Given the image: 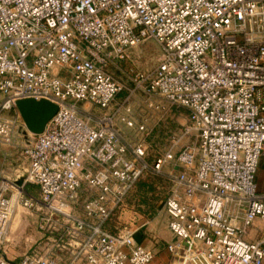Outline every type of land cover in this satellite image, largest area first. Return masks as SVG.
<instances>
[{
    "label": "built area",
    "instance_id": "2783aa9c",
    "mask_svg": "<svg viewBox=\"0 0 264 264\" xmlns=\"http://www.w3.org/2000/svg\"><path fill=\"white\" fill-rule=\"evenodd\" d=\"M148 38L158 64L123 67ZM109 64L149 106L163 107L158 94L189 110L152 162L121 132L136 126L132 92L109 113L86 107L124 88ZM24 97L58 105L43 131L24 128ZM19 129L28 165L22 183L0 172V264H148L143 223H108L146 170L169 163L167 264H264V0H0V143ZM16 205L38 213L44 243L19 261L4 249Z\"/></svg>",
    "mask_w": 264,
    "mask_h": 264
},
{
    "label": "rangeland",
    "instance_id": "374dc122",
    "mask_svg": "<svg viewBox=\"0 0 264 264\" xmlns=\"http://www.w3.org/2000/svg\"><path fill=\"white\" fill-rule=\"evenodd\" d=\"M161 53L162 47L158 41L154 38H148L137 47L131 48L129 60L124 62L123 67L131 65L138 71L148 72L158 64ZM107 68L123 81L124 88L117 93L108 107L92 103H87L86 107L96 114L109 113L132 92L130 100L132 106L131 116L135 120L136 126L130 127L126 123L120 122L121 132L130 143L144 142L146 158L149 162H152L165 151L172 134L178 132L188 121L189 110L185 106L167 101L158 94L151 96V98L162 104L163 107L153 108L149 106L148 99L150 97L141 88H135V83L128 71L121 70L112 64H109ZM142 122L146 124L145 129L138 127ZM24 128H27L26 125ZM24 131L19 129L15 133L12 144L0 143V168L3 167L13 171L19 164L21 167L27 166L25 155L22 152L26 140V135L23 134ZM13 161L16 163H13ZM261 163L257 178L261 189L264 190V159ZM175 169L174 165L169 163L164 166V173H156L151 169L146 170L126 197L124 204L115 211L109 221L111 229H118L121 226L130 224L137 226L146 222L145 226L140 228L141 239L155 250V257L148 264H167L172 259V255L166 249V242L171 238L172 232L168 227L169 216L163 206L169 187L167 172H173ZM14 176L12 174L11 177L14 178ZM19 208H21L19 211L22 215L28 214V209L23 206ZM259 221L261 222L260 219ZM42 240L43 238H37L29 241L25 237L24 240L16 243V247H13L14 252L24 254L31 250L32 246L43 245Z\"/></svg>",
    "mask_w": 264,
    "mask_h": 264
},
{
    "label": "crops",
    "instance_id": "0c3cea01",
    "mask_svg": "<svg viewBox=\"0 0 264 264\" xmlns=\"http://www.w3.org/2000/svg\"><path fill=\"white\" fill-rule=\"evenodd\" d=\"M22 152H23V150H22ZM25 158H26V156H25ZM14 161H13V163H16ZM26 161H27V165H28V159L27 158H26ZM26 167L27 166L21 167V165L19 164L18 166H16L14 168L13 171H9V170L1 167L0 172H2V171L6 172V173L10 172L8 174H11V175L14 174L15 175L14 179L17 183H22L23 179H24ZM20 171H23V172H20ZM0 181H1V177H0ZM27 188L30 192H33V193H37V191H38V186L36 184H33V183H29ZM20 206L21 205H16V207H15V211H14L15 213L13 215V219L10 222V227H9V231H8V239L6 240L5 245H4L6 256L8 258L14 260V261H19L23 255V253L20 254L18 252H14L13 247L14 246L16 247L17 242L24 240L25 237H27L29 239V241H33L37 238L42 237V231L38 226V213L35 211L27 210L28 214L22 215L21 212L19 211L21 209V208H19ZM145 224H146V222L143 223V226H145ZM24 227H25V229L23 230ZM150 229H153V228H150ZM137 238L139 241L143 242V239H141V229L138 230V232H137ZM143 243H145V242H143ZM77 264H86V263L79 262Z\"/></svg>",
    "mask_w": 264,
    "mask_h": 264
},
{
    "label": "water",
    "instance_id": "95a60500",
    "mask_svg": "<svg viewBox=\"0 0 264 264\" xmlns=\"http://www.w3.org/2000/svg\"><path fill=\"white\" fill-rule=\"evenodd\" d=\"M16 103L27 128L34 133L43 131L58 109V105L47 98L24 97L19 98Z\"/></svg>",
    "mask_w": 264,
    "mask_h": 264
},
{
    "label": "trees",
    "instance_id": "16d2710c",
    "mask_svg": "<svg viewBox=\"0 0 264 264\" xmlns=\"http://www.w3.org/2000/svg\"><path fill=\"white\" fill-rule=\"evenodd\" d=\"M137 182H138V181H137ZM168 183H169V180H168ZM136 184H137V183H136ZM136 184H135V185H136ZM168 188H169V187H168ZM167 193H168V191H167ZM108 226H109V223H108Z\"/></svg>",
    "mask_w": 264,
    "mask_h": 264
}]
</instances>
